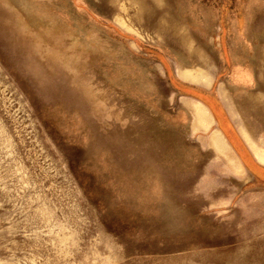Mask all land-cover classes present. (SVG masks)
I'll use <instances>...</instances> for the list:
<instances>
[{
  "label": "rangeland",
  "instance_id": "1",
  "mask_svg": "<svg viewBox=\"0 0 264 264\" xmlns=\"http://www.w3.org/2000/svg\"><path fill=\"white\" fill-rule=\"evenodd\" d=\"M0 264H264V0H0Z\"/></svg>",
  "mask_w": 264,
  "mask_h": 264
}]
</instances>
